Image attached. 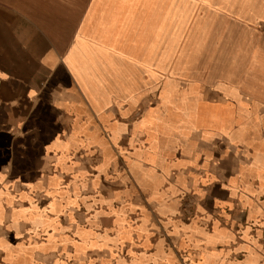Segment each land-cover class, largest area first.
Instances as JSON below:
<instances>
[{
	"label": "crops",
	"instance_id": "obj_1",
	"mask_svg": "<svg viewBox=\"0 0 264 264\" xmlns=\"http://www.w3.org/2000/svg\"><path fill=\"white\" fill-rule=\"evenodd\" d=\"M0 264H264V0H0Z\"/></svg>",
	"mask_w": 264,
	"mask_h": 264
}]
</instances>
